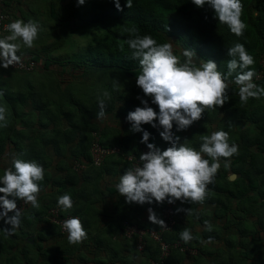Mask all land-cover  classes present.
I'll return each mask as SVG.
<instances>
[{
    "label": "trees",
    "instance_id": "obj_1",
    "mask_svg": "<svg viewBox=\"0 0 264 264\" xmlns=\"http://www.w3.org/2000/svg\"><path fill=\"white\" fill-rule=\"evenodd\" d=\"M132 2V8L128 9L124 6L126 0H120L123 11L117 10L112 0H85V4L78 7L71 4L70 11L80 21V26L85 28V32L86 27L97 25L94 42L81 48L83 51L79 58L73 54L50 56L46 57L42 64L44 70L49 69L52 63L61 66L72 64L83 68V74L98 73V76H102L104 91L111 97L106 100L103 119L97 118L100 111L98 97L90 94L96 90L95 88L90 91L95 82L84 90H77L80 88L77 86L73 95L71 91L67 93L66 89H61L58 80L48 81L46 85V82L32 83L30 78H21L18 81L16 79L19 88H13L10 86L13 83L12 79L0 75V91L4 93L0 96V106H6L9 121L8 127L0 128V160L5 155L23 154L22 159L36 160L40 163L45 169V179L40 184L38 198L44 204V199L48 197L49 202L42 211L33 209L31 220L25 218L28 211L23 210V223L21 222L14 235L8 236L3 231L6 226L11 225L5 224L0 228L1 264H23L20 260L22 256L26 259L24 262L29 264L31 249L39 246L37 243L42 239L37 233L33 243L25 241V238L32 234L28 228L31 227L33 220L50 223L49 228L54 241L61 242L63 237H67V231L61 232L60 228L48 219V214L54 216L48 212L50 209H57L60 217L67 214L78 216L87 231V239L82 243L73 246L66 244L62 250L60 247L56 249L62 253L57 252L58 264H71L74 249L82 251L83 247L90 243L96 244L98 251L103 250V246L107 244L105 249L111 252V256L110 260L103 261L104 264H113L117 260L127 264V259L108 244V238L97 234L100 230L95 231V234L91 233L90 228L95 224L94 219H99L100 215H103L102 209L106 204L120 201L113 213L114 216L108 221L112 225H108L105 232L110 237L116 236L115 240L120 241L117 242L120 250L130 253L132 251L134 255L137 254L134 250L136 239L135 237L127 239L123 236L122 222L130 219L131 211L138 217L136 220L141 221L139 215L141 216L148 208L156 212L164 207L162 206L164 203L168 204L167 201L162 204L156 202L137 204L131 210L125 208L126 200L120 196L116 188L120 176L126 169L131 168L125 156L130 153L138 156L141 147L136 151L135 149L138 144H144L140 142L142 132L130 131L131 124L122 128L123 122L130 111L137 106H143L136 97L150 98L144 97L142 90L134 85H130L131 93H121L118 89H116L118 94L114 93L111 83L113 79L128 76L131 82L135 83L136 77L140 74L138 61L131 58V50L127 44V40L132 38L128 29L137 28L141 36L150 34L158 43H167L171 40L181 49H192L198 59L215 61L219 70L224 73H227V61L231 59L227 55V49L239 42L244 44L249 54L254 57L253 67L256 72L264 70L260 63L264 52V0H242L244 8L241 19L247 24V28L241 37L231 33L227 25L219 24L218 19L214 18V11L207 5L199 8L192 0H132ZM21 3L22 0L16 4H5L8 10H12ZM56 5L55 0L49 4L47 2L50 16L53 20L60 21ZM174 53L176 54L175 50ZM17 55L33 60L35 66L38 62L39 54L35 50L24 47ZM235 75L236 73H233L229 78V102L222 108L206 110L204 117L208 119L206 123L216 122L218 131L227 130L230 133L229 143L238 145L239 154L230 158L229 167L225 168L224 163L221 164L214 183L207 186V197L203 204H182L180 201L177 205L172 204L176 221L179 223L172 231L164 233L163 239L172 243L180 240L183 245H189L196 250V253L191 255L188 251L171 249L169 256L164 259V264H201V259H206L209 264H264V97L250 98L246 104H241L239 86L234 83ZM254 82L264 86V75L254 79ZM104 91L100 93V98H103ZM134 91L136 95L133 94ZM67 94L75 98L65 97ZM76 94L83 95L87 103ZM73 99L76 100L72 101ZM113 116H116L114 123L118 125L103 124L104 119L114 118ZM221 116L226 123H221ZM119 117L123 118L121 123L117 122ZM156 123L158 124V121ZM194 124L187 130L179 132L174 125L172 131L181 138V141L191 138L189 145L199 150L201 134L197 131L205 130L206 125L194 127ZM143 129L150 133L148 143H153L161 150L170 146L159 135L162 129L153 128L149 124ZM183 133L186 136H182ZM96 137L103 147L117 145L122 153L106 157L98 166L92 164L90 148ZM205 158L210 159L207 156ZM11 162L10 160L7 163L6 168L12 166ZM77 162L84 167H75ZM4 169V165L0 166V176L3 175ZM231 173L236 175L233 180L229 179ZM2 186L0 184V187ZM64 194H69L73 200V207L69 210H63L57 204V198ZM20 202L24 201L17 200V205ZM97 203L100 206L94 209ZM25 204L31 208L30 203ZM177 208H191L193 212L187 215L183 211L177 212ZM144 220L146 223L138 222L140 227L152 228L148 216ZM205 221L211 223L213 228L211 232L206 230ZM25 226L27 230L24 229ZM197 226L199 229H196ZM184 228L190 229L196 239L189 243L183 242L179 233ZM209 237H212V243H206ZM14 238L18 240L15 242ZM216 240H219V243L214 246ZM145 244L141 256L157 260L160 254L159 244L148 237ZM15 246H19L18 254L14 251ZM37 248L40 252L43 250L40 249L41 245ZM216 250L222 252V258L220 261L212 260L211 263L210 255ZM8 251L11 254L6 253L3 259L4 253ZM185 260L188 262L184 263ZM86 261L85 259L82 262Z\"/></svg>",
    "mask_w": 264,
    "mask_h": 264
},
{
    "label": "clouds",
    "instance_id": "obj_2",
    "mask_svg": "<svg viewBox=\"0 0 264 264\" xmlns=\"http://www.w3.org/2000/svg\"><path fill=\"white\" fill-rule=\"evenodd\" d=\"M112 2L117 10L123 11L120 0ZM77 3L82 6L85 0H77ZM192 3L199 8L207 5L214 11V18L218 19L219 24L227 25L237 37L244 35L247 24L241 19L244 8L242 0H192ZM124 6L132 8V0H126ZM7 30L10 34L0 38V67L4 69L21 63V56L17 53L22 46L32 48L42 28L36 21L17 19L7 25ZM127 31L132 37L127 40L131 58L138 61L140 68L136 85L142 90L144 97L151 98V103L159 111L149 106L147 99L138 96L137 99L143 106H137L127 114L126 120L131 124L130 131L142 132L140 142L146 144L148 151L139 156L141 166L128 168L120 176L116 185L118 193L129 204H162L165 201L173 204L177 200L182 204H203L207 197V186L214 183L221 167V158L225 159V168L229 167L230 158L239 154V147L235 143H229V132L220 130L210 135L202 134L200 148L197 150L189 145L187 138L181 142V138L173 133V126H176L177 132L185 131L201 120L206 110L222 108L229 102V78L233 73H236L234 83L239 86L241 104H246L250 98L264 97V86L257 85L253 79L258 75L253 67L255 59L244 44L237 42L227 49V55L231 59L227 61V73H224L219 70L215 61L198 59L192 49H183L181 59L174 53L171 40L158 43L150 34L141 36L137 28ZM197 59L200 61L198 66L195 63ZM114 87L118 88V84L114 83ZM3 94L0 91V96ZM110 98L108 92L103 93V98L98 97V119L105 117L106 100ZM144 124L162 129L159 135L170 146L161 150L153 143H148L150 133L142 128ZM8 126L7 108L0 106V128ZM22 155H14L12 166L5 168L0 176V184L3 185L0 187V194H3L0 195V220L11 225V228L3 229L8 236L14 235L15 230L21 226L23 214L17 207V200L30 203L33 208L38 209L40 184L45 179L43 166L36 160L22 159ZM235 177L233 175L232 179ZM57 204L63 210H69L73 207L72 197L69 194L59 196ZM147 211L149 222L158 225L152 228H167L162 216L159 218L152 208ZM176 211L191 215L193 209L177 208ZM134 221L139 225L138 220ZM204 223L206 230L211 232V223ZM63 228L68 233L67 240L71 245L80 244L87 239V231L79 217L64 220ZM179 235L185 243L196 239L188 228L182 229ZM206 243H212V237Z\"/></svg>",
    "mask_w": 264,
    "mask_h": 264
},
{
    "label": "rangeland",
    "instance_id": "obj_3",
    "mask_svg": "<svg viewBox=\"0 0 264 264\" xmlns=\"http://www.w3.org/2000/svg\"><path fill=\"white\" fill-rule=\"evenodd\" d=\"M50 1H53V0H22V3L20 5L19 10H16V9L15 10L13 9L14 11L10 10L11 22L19 19L21 16L22 20L25 22H27L28 20H33V21L38 22L41 25L42 30L40 31L38 38L35 40L34 46L32 48H29L31 50L37 51L39 56H38V62L36 63V66L29 72H26V73L19 72L18 73V72H15L10 67H8L7 69L0 67V75L2 77H8L9 76V78L12 79V81H13V83H11V85H10L13 88H19L18 84L16 83V79L18 81L21 78H23V79L30 78L32 83L46 82V85H48L47 84L48 81L51 82L52 80H58V81H60L59 84L61 83L60 84L61 89H66L67 93L69 91H71L73 93V95L76 93V87L77 86H80V88H78L77 90H84V89L90 88L92 86V84L95 82L94 87L90 91H92L95 88H96V90L91 92L90 94H92L93 97H99L100 93L102 91H104V87H103L104 85H102V81L104 78L102 76H98L99 75L98 73L83 74V71H84L83 68H81L79 66L76 67L72 64H65V65L61 66L57 63H52L51 66L49 67V69L44 70L42 68L43 60L46 57H50V56L57 57V56H64L65 54H69V55L73 54L74 56L77 55V58H79L81 56V52L83 51L81 48L88 45L89 43H93L94 39H95V33H97V31L95 30V27L97 26L96 24H92L89 28L86 27V32H85V28L80 26V21L75 18L74 14L72 15L73 12L70 11L69 6L71 7V4H72V6L78 7L77 0H55L57 2V5L55 6L56 9H58L57 13L59 14V18L61 17L60 21L55 20V19L53 20V18L50 16L49 8H48L49 5L47 6V2L49 4ZM28 10H30V12H28V14H26ZM33 10H36V12L34 13ZM72 11H74V7H72ZM54 23H56L55 26H54ZM3 35L0 37L3 38ZM172 43H173V47L175 46L173 49L176 51V55L180 56L181 59H183V56H182L183 49H181L176 44H174V42H172ZM20 55H22V54H20ZM195 63L198 66L200 61L197 59L195 61ZM99 72L101 73L100 70H99ZM127 78H129V79H127ZM111 83L113 85V89L115 90V92H114L115 94H118L116 89H118V91L121 93H125V94L128 92L131 93L129 91L130 85L137 86L136 82L135 83L131 82V79L128 76L124 77L123 79L122 78H120V79L115 78V79H113V81ZM111 83L109 82V84H111ZM114 83L118 84V88L114 87ZM86 91H89V90H86ZM94 93H96V95ZM133 94L136 95L135 91L133 92ZM73 95L67 94V95H65V97H67V98L74 97ZM76 96H80L84 100V102L87 103V100H86V98H84L83 95H77L76 94ZM146 99L149 101V106L153 107L154 110H156L158 112L159 109L156 105L151 103V98H146ZM75 100L76 99H73L72 101H75ZM120 107L123 108L122 104H120ZM205 113H206V111L203 113L201 120H199L198 122H195L194 127H196V126L201 127L203 125H206L205 130L197 131V132L201 135L202 134L210 135L212 132L218 131L219 127H217L215 125L216 122L206 123L208 119H207V117H204ZM110 117H112V116H110ZM113 117L114 118H111V119H104L103 124H107V125L116 124V123H114V120H116L117 118H116V116H113ZM121 121H123V118L121 119L119 117L117 122L121 123ZM226 122L227 121L225 119H223V117L221 116V123L224 124ZM116 125H118V124H116ZM128 125H130V123L127 120H124L122 128H125ZM145 125H147V124H145ZM145 125H142L143 128L145 127ZM182 136H186V134L183 133ZM229 136L231 137V135H229ZM190 140H191V138H189L188 143L190 142ZM181 142H183V141H181ZM141 145L142 144H138L135 151L140 149ZM8 154H10V152H8ZM13 156L14 155H5V157L0 160V166L4 165L6 168L7 163L10 160L12 161ZM220 163L221 164L225 163V160L224 161L220 160ZM124 199H125V197H124ZM44 200H45V203L43 204L39 201V198H38V202L40 204V207L38 208V210H40V211L43 210L44 206L49 204V202L47 201L48 197H46ZM173 204H176V205L179 204V200L175 201V203H173ZM136 205H137L136 203H132V204L126 203L125 208H130L131 210H133V208ZM99 206L100 205L98 203L95 204L94 209H98ZM162 206H167V207L169 206V207L173 208L174 205L172 206V204L164 203ZM28 207L29 206H26V204H25L23 207V210L28 211L25 218L31 220L32 219L31 213H33V209H36V208H33L32 206H31V208H28ZM161 210H162V208L155 212L159 218H161L160 214L162 216ZM131 215L132 216L130 218H133L132 220H135L136 218H138L136 216V214L134 215V213L132 211H131ZM147 216H148V211L146 210L143 214H141V216L139 215V217H140L139 219H141V221L138 220V222L146 223L144 219L147 218ZM104 220H106L105 215L99 217V219H94V221H97L98 223L101 221H104ZM142 220H144V221H142ZM52 221H53V219H52ZM178 223H179V221L177 220L176 224H178ZM4 224H5L4 221L0 220V228H2V226ZM151 226L155 227L158 225L152 224ZM31 227L34 228L33 231L34 230L38 231L42 235V227L35 228L34 226H32V224H31ZM196 229H199V227L197 226ZM45 232L46 233L44 235H42L43 241H45L46 238L50 236L49 230H47ZM214 242H215L214 246H216L219 243V240H216ZM66 244H69L67 237H63L61 242L55 243V246L51 247L50 249L49 248L47 249L46 245H44L42 243V241H38L37 245H39V246L41 245V247H43L44 249L41 250V252L37 253V251H38L37 247H39V246L34 247L33 252L31 250V253H33V254H30L29 264H35L34 260L36 258L32 257V255L33 256L36 255L37 257H39V254H40V256H45V255H48L49 251L55 252V250L58 247H60L62 250V247L65 246ZM112 244L114 246L118 247L117 242H112ZM69 245H71V244H69ZM71 246H73V245H71ZM40 249H42V248H40ZM28 250H29V248H28ZM74 250L76 251V249H74ZM134 250L137 252V254L135 253L133 255L132 251H131V253L130 252H124L123 253V257H125L127 259V262H126L127 264H145V263L148 264L149 263L150 260L146 259L145 256H141V252H139L136 248ZM208 251H210V250H208ZM19 252L20 251H15V253H17V254ZM57 252L59 254H62L58 250H57ZM79 252L83 255V257H85V258L88 257V252H86V250H82ZM191 255H194V254H191ZM222 255H223L222 252H219L217 250H216V252L213 251L212 255H210L211 263H212V260L213 261L214 260L220 261L222 258ZM110 256H111V252H109V254H108L109 260H110ZM22 257L20 260L23 261V264H24V261L26 259L22 258ZM55 258H57V260H58V256H56ZM200 262H201V264H209V262L206 259H201ZM0 264H1V260H0ZM117 264H122V263L117 262Z\"/></svg>",
    "mask_w": 264,
    "mask_h": 264
},
{
    "label": "built area",
    "instance_id": "obj_4",
    "mask_svg": "<svg viewBox=\"0 0 264 264\" xmlns=\"http://www.w3.org/2000/svg\"><path fill=\"white\" fill-rule=\"evenodd\" d=\"M17 1L21 0H0V36L8 32L7 25L10 23V10H8V6L5 3H11L16 4ZM261 66L264 67V52L261 55L260 59ZM12 69L26 72L30 71L35 67V62L33 60H30L28 58L21 57V63L9 66ZM258 75L254 79H259L263 77L264 70H261L257 73ZM147 146L146 144H143L140 149V153L138 156H136L134 153H130L125 156V159L130 162L131 168L141 166V161L139 160V156L141 153L147 152ZM91 153V161L94 165H100L106 157L110 155H118L121 154V148L117 145H114L112 147H103L100 142L99 138H95V140L91 144L90 148ZM75 167H84V165L79 164L78 162L75 164ZM3 195V194H0ZM25 205V202H20L17 207L20 208V210H23V207ZM49 213L54 214V216H51L48 214V219L59 226L60 231L64 232L66 231L63 228V222L64 220L73 217V215L67 214L66 216L60 217L58 215L57 209H50L48 211ZM13 214V213H9ZM78 217V216H76ZM53 219V221H52ZM162 219L165 221L167 228H142L139 225L136 224L134 220L130 221H124L123 222V235L127 239H132L135 237V247L136 249L141 252L143 251L146 243V237L152 239L153 241L157 242L160 247V254L159 258L156 259H149L148 264H164V259L169 256V253L171 249L178 248L180 251H188L190 254H195L196 250L190 248L188 245H183V243L180 240H177L176 242H168L163 239V234L169 231H172L173 227L176 224V218H175V212L173 208L171 207H164L162 209Z\"/></svg>",
    "mask_w": 264,
    "mask_h": 264
},
{
    "label": "crops",
    "instance_id": "obj_5",
    "mask_svg": "<svg viewBox=\"0 0 264 264\" xmlns=\"http://www.w3.org/2000/svg\"><path fill=\"white\" fill-rule=\"evenodd\" d=\"M20 5H18L17 8L15 7L13 9L14 10L15 9L16 10H19L20 9ZM13 9H12V11H14ZM28 12H30V10H28L26 14H28ZM19 19L22 20V17L20 16ZM10 22H11V18H10ZM9 34H10L9 32H6L3 35V38L5 36L9 35ZM23 48L24 47L22 46L21 47V50ZM118 206H119V202L118 201H111L108 204H106V206L102 209V214L105 215L106 220L101 221L99 223L97 221H95V224H93V226H91L90 230L92 231L91 232L92 234H95L96 233L95 231L100 230V232H97V234L100 237H106V238H108V242H109L108 244L111 247L114 248V251L115 252H117L119 255L123 256V253L124 252L122 250H120V247H119V244H118L120 241L115 240L116 239V236L110 237V235L105 232V229H107V226L108 225H112V223H108V221L111 219V217L114 216L113 213L116 211V208ZM103 215H100V217L103 216ZM106 215L109 216V218H107ZM32 226H34L35 228L42 227V235H44L46 233L45 231H47V230L50 231V228H49L50 227V223H48V222L47 223L46 222H43V221L42 222H37L36 220H33ZM93 227H95L96 229H94ZM5 228H11V226H6ZM24 229L27 230V227L25 226ZM33 229H34L33 227L28 228V230H30V232H32V234L28 235L27 237L32 236L33 237V241H34L35 235H37V233H39L41 235V233L38 232V231H35V230L33 231ZM27 237L25 238V241L27 243H29L27 241ZM14 239H15V242L18 240L16 238H14ZM33 241H32V243H33ZM40 241H42V243L44 245H46V248L47 249L48 248L50 249L51 247H54L55 246V243H57L56 241H54V238L52 237L51 232H50V236L47 237L45 241H43V237H42V239ZM112 242H118L117 243L118 244V247L117 246H114L112 244ZM105 243H107V242H105ZM29 244H31V243H29ZM21 245H22V242L20 241L19 242V246H21ZM106 245H104L103 246V250H100V251H98V249L96 247V244H94V243H90L88 246L83 247L82 250H86V252H88V257L87 258H84L83 255L79 252V250H76V251L74 250L73 251L74 256L72 255L73 257L71 258V264H104L103 261H108V259H109L108 258L109 251H108V249H105L106 248ZM19 246H15L14 247V251H18V247ZM41 248H43V247H41ZM31 250L33 252V249H31ZM39 252H40V250L37 251V253H39ZM6 253H10V252L9 251L8 252H5L4 253V256L2 257L3 259H5V256L7 255ZM30 254H33V253H30ZM35 256L32 255V257L36 258L34 260L35 264H58L59 263V262L57 263V261H56L57 258H55L56 256H58L57 250H55V252L49 251L48 255H45V256H40V254H39V257H37V256L35 257ZM82 258H83V260H82ZM85 259L87 261L86 262H82V261H85ZM117 262H118V260L115 261L113 264H117ZM187 262L188 261L185 260L184 263H187ZM24 264H27V263L24 262Z\"/></svg>",
    "mask_w": 264,
    "mask_h": 264
},
{
    "label": "water",
    "instance_id": "obj_6",
    "mask_svg": "<svg viewBox=\"0 0 264 264\" xmlns=\"http://www.w3.org/2000/svg\"><path fill=\"white\" fill-rule=\"evenodd\" d=\"M236 176L234 173H231L230 175H229V179H231V180H233L232 179V176ZM27 241L29 242V243H32V241H33V237L32 236H29V237H27Z\"/></svg>",
    "mask_w": 264,
    "mask_h": 264
}]
</instances>
